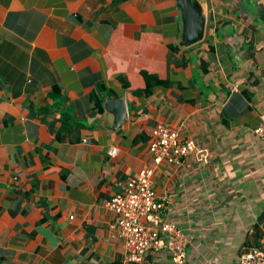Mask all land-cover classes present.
I'll return each mask as SVG.
<instances>
[{"label": "crops", "instance_id": "obj_1", "mask_svg": "<svg viewBox=\"0 0 264 264\" xmlns=\"http://www.w3.org/2000/svg\"><path fill=\"white\" fill-rule=\"evenodd\" d=\"M199 1L203 36L181 45L175 0H0V264H175L126 260L105 205L152 164L157 123L197 147L152 178L182 264H234L261 242L264 0ZM107 96L126 107L114 128Z\"/></svg>", "mask_w": 264, "mask_h": 264}, {"label": "built area", "instance_id": "obj_2", "mask_svg": "<svg viewBox=\"0 0 264 264\" xmlns=\"http://www.w3.org/2000/svg\"><path fill=\"white\" fill-rule=\"evenodd\" d=\"M253 132L264 140V113ZM196 148L194 140L180 137L176 128L157 123L148 141L152 164L119 182L120 189L105 200L106 207L114 212L112 226L124 240L126 260L142 262L149 253L164 250L175 264L185 262V233L166 217L167 196L156 192L152 178L156 164L163 160L177 163ZM115 150L112 146L109 153L114 154ZM199 158L206 160V153L200 151ZM260 228V245L243 247L234 264H264V222Z\"/></svg>", "mask_w": 264, "mask_h": 264}, {"label": "water", "instance_id": "obj_3", "mask_svg": "<svg viewBox=\"0 0 264 264\" xmlns=\"http://www.w3.org/2000/svg\"><path fill=\"white\" fill-rule=\"evenodd\" d=\"M180 11L182 33L179 44L188 45L202 38L205 16L199 0H175ZM105 109L112 113L111 127L114 128L125 117L126 107L123 98L106 97Z\"/></svg>", "mask_w": 264, "mask_h": 264}, {"label": "trees", "instance_id": "obj_4", "mask_svg": "<svg viewBox=\"0 0 264 264\" xmlns=\"http://www.w3.org/2000/svg\"><path fill=\"white\" fill-rule=\"evenodd\" d=\"M143 76H144L145 81H146V88H145L146 91H150L151 86H152L154 83L159 82V78H158L155 74H151V73H148V72H143ZM259 222H261L260 225L262 224V222H264V221L262 220V215L259 216ZM255 227L258 228V225H256ZM260 230H261V228H260ZM259 237H262V230H261V233H260V236H259ZM260 243H261V242L259 241V242L256 243V244H250V245H247V246H251V245H260ZM247 246H246V247H247Z\"/></svg>", "mask_w": 264, "mask_h": 264}]
</instances>
